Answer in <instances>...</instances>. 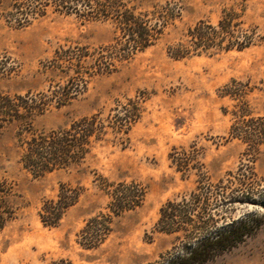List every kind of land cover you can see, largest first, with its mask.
Returning a JSON list of instances; mask_svg holds the SVG:
<instances>
[{"label":"rangeland","instance_id":"obj_1","mask_svg":"<svg viewBox=\"0 0 264 264\" xmlns=\"http://www.w3.org/2000/svg\"><path fill=\"white\" fill-rule=\"evenodd\" d=\"M243 1L135 0L143 10L171 3L180 7V18L155 46L135 55L114 74L94 76L71 103L50 108L33 123L38 131H51L96 114L108 120L121 106L131 112L140 107L141 117L127 134L108 129L80 166L36 178L21 163L19 124L4 130L0 177L13 184L12 201L18 216L0 231V264L160 261L169 253L177 254L181 246L179 234L159 231L161 208L168 201L190 197L205 182L215 192L209 199L213 229L249 217L263 219L254 236L209 264H264V209L260 205L264 145L253 155L244 142L230 135L233 111L243 102L255 116L264 117V40L244 51L213 57L175 60L167 53V46L188 27L201 20L217 25L225 9L240 8ZM16 2L0 0V93L48 92L53 85L65 84L63 73L49 67L58 49L78 45L94 49L116 36L111 22L88 21L54 6L47 8L44 17L18 27L7 16ZM245 6L248 23L257 26L264 37V0H248ZM182 161L188 162L187 170L179 168ZM251 172L256 182L262 181L259 195L249 202L227 203L223 187L230 174L243 178ZM121 182L141 184L147 191L144 203L115 217L106 240L86 249L79 243L81 230L91 218L109 213L111 198L106 188ZM65 184L80 187V199L58 226L47 227L39 215L42 205L57 199ZM205 197L200 207L206 206Z\"/></svg>","mask_w":264,"mask_h":264},{"label":"trees","instance_id":"obj_2","mask_svg":"<svg viewBox=\"0 0 264 264\" xmlns=\"http://www.w3.org/2000/svg\"><path fill=\"white\" fill-rule=\"evenodd\" d=\"M246 1L240 8L225 9L217 25L201 20L188 27L177 41L167 46L168 55L175 60L213 57L234 50L244 51L262 42L264 37L258 27L246 19ZM50 6L88 21L111 22L116 36L111 43L94 49L79 45L58 49L49 67L63 73L67 78L65 84L53 85L48 92L0 93V137L8 126L19 124L17 140L22 150L21 163L36 178L80 166L108 129L127 134L131 125L141 117V109L136 107V111L131 112L121 106L108 120L96 114L51 131L36 130L35 119L52 107L61 108L71 103L94 76L114 74L135 55L155 46L181 15L180 7L171 3L143 10L135 0H17L14 10L7 15L8 22L25 27L44 17ZM233 116L231 137L244 142L249 153H258L264 145V117L255 116L245 102L236 106ZM182 162L178 164L179 168L187 170L188 162ZM250 175L241 178L230 174L228 184L223 187L227 203L233 205L255 200L254 196L261 192L258 186L262 181L256 182L254 172ZM249 184L253 188L247 189ZM201 185L190 197L168 201L161 208L157 222L159 231L179 234L181 246L177 254L169 253L151 264H209L254 236L263 225V219L249 217L213 229L209 199L215 192L209 182ZM81 190L70 184L62 185L57 199L44 201L39 213L42 223L47 227L58 226L66 212L78 203ZM14 191L13 184L0 177V231L17 219L18 209L12 201ZM106 192L111 198L109 213L88 220L79 234V243L86 249L99 247L110 235L114 218L141 207L147 194L146 189L136 182L108 184ZM204 197L206 206L200 207ZM260 205L264 209V199ZM58 264L72 263L62 260Z\"/></svg>","mask_w":264,"mask_h":264}]
</instances>
